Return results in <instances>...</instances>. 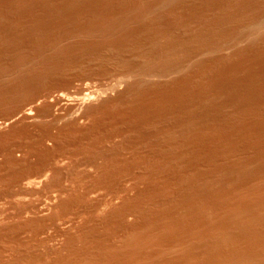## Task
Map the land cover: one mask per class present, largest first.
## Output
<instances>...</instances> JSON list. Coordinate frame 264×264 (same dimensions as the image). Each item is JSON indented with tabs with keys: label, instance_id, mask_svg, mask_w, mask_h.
<instances>
[{
	"label": "rangeland",
	"instance_id": "1",
	"mask_svg": "<svg viewBox=\"0 0 264 264\" xmlns=\"http://www.w3.org/2000/svg\"><path fill=\"white\" fill-rule=\"evenodd\" d=\"M263 250L264 0H0V264Z\"/></svg>",
	"mask_w": 264,
	"mask_h": 264
},
{
	"label": "bare ground",
	"instance_id": "2",
	"mask_svg": "<svg viewBox=\"0 0 264 264\" xmlns=\"http://www.w3.org/2000/svg\"><path fill=\"white\" fill-rule=\"evenodd\" d=\"M156 73H157V72H156ZM91 94H92V93H91ZM87 95H88V94H87ZM89 96H90V95H89ZM92 98H93V97L91 96L90 99H92ZM85 99H86V98H85ZM87 99H88V98H87ZM26 113H27V112H26ZM32 113H33V111H32ZM28 114H29V113H28ZM30 114H31V112H30ZM40 136H41V135H40ZM57 136H58V135H57ZM45 140H46V139H45ZM55 141H56V140H55ZM29 142H30V141H29ZM44 143H45V142H44ZM56 143H57V142H56ZM38 146H39V145H38ZM66 152H67V151H66ZM68 156H69V155H68ZM49 173H50V172H49ZM47 175H48V174H47ZM47 175H46V176H47ZM56 176H57V175H56ZM45 178H46V177H45ZM45 178H43V179H45ZM60 179H61V178H60ZM45 183H46V182H45ZM56 187H57V186H56ZM61 190H62V189H61ZM46 193H47V192H46ZM120 216H121V215H120ZM141 236H142V235H141ZM150 238H151V237H150ZM96 242H97V241H96ZM220 245H221V244H220ZM99 246H100V245H99ZM145 248H146V247H145ZM106 249H107V248H106ZM189 249H190V248H189ZM104 250H105V249H104ZM155 250H156V249H155ZM211 250H212V249H210V251H211ZM263 251H264V250H263ZM171 252H172V251H171ZM176 252H177V251H176ZM96 253H97V252H96ZM166 253H167V252H166ZM212 253H213V252H212ZM223 253H224V252H223ZM226 253H227V252H226ZM102 254H103V253H102ZM146 254H147V253H146ZM188 254H190V253H188ZM262 254H263V253H262ZM218 255H219V254H218ZM103 256H104V255H103ZM133 256H134V255H133ZM184 256H185V255H184ZM211 256H212V255H211ZM78 257H79V256H78ZM178 257H179V256H178ZM178 257H177V258H178ZM213 257H214V256H213ZM221 257H222V256H221ZM221 257H220V258H221ZM236 257H237V256H236ZM236 257H235V258H236ZM107 258H109V257H107ZM181 258H182V257H181ZM188 258H190V257H188ZM199 258H200V257H199ZM202 258H203V257H202ZM209 258H210V257H209ZM182 259H183V258H182ZM203 259H204V258H203ZM104 260H105V259H104ZM107 260H108V259H107ZM93 261H94V259H93ZM132 261H133V260H132ZM149 261H150V260H149ZM154 261H155V260H154ZM202 261H203V260H202ZM211 261H212V259H211ZM134 262H135V261H134ZM159 262H160V261H159ZM176 262H177V261H176ZM180 262H181V261H180ZM224 262H226V261H224ZM224 262H223V263H224ZM232 262H233V261H232ZM234 262H235V260H234ZM234 262H233V263H234ZM130 263H131V262H130ZM184 263H185V262H184ZM196 263H197V262H196ZM199 263H200V262H199ZM212 263H213V262H212ZM212 263H211V264H212ZM136 264H137V263H136ZM155 264H157V263H155ZM180 264H181V263H180ZM185 264H186V263H185ZM229 264H230V263H229ZM234 264H236V262H235Z\"/></svg>",
	"mask_w": 264,
	"mask_h": 264
}]
</instances>
